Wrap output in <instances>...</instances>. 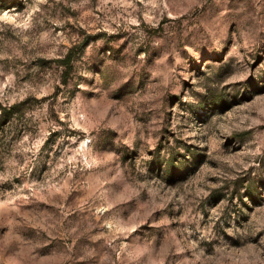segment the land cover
I'll list each match as a JSON object with an SVG mask.
<instances>
[{"label": "rangeland", "instance_id": "obj_1", "mask_svg": "<svg viewBox=\"0 0 264 264\" xmlns=\"http://www.w3.org/2000/svg\"><path fill=\"white\" fill-rule=\"evenodd\" d=\"M19 102L0 264H264V0H0Z\"/></svg>", "mask_w": 264, "mask_h": 264}, {"label": "trees", "instance_id": "obj_2", "mask_svg": "<svg viewBox=\"0 0 264 264\" xmlns=\"http://www.w3.org/2000/svg\"><path fill=\"white\" fill-rule=\"evenodd\" d=\"M70 54H68L63 60H61V63L63 65L69 66L70 67ZM24 103L19 102V103H14L10 106H0V120L2 121L3 118H12L14 115L20 113L22 111Z\"/></svg>", "mask_w": 264, "mask_h": 264}]
</instances>
